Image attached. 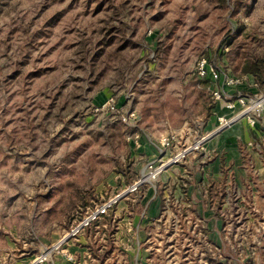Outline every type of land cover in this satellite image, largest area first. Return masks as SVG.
I'll list each match as a JSON object with an SVG mask.
<instances>
[{"label":"rangeland","instance_id":"rangeland-1","mask_svg":"<svg viewBox=\"0 0 264 264\" xmlns=\"http://www.w3.org/2000/svg\"><path fill=\"white\" fill-rule=\"evenodd\" d=\"M121 3L129 21L123 31L133 36L122 54L129 66L124 79L112 74L120 58L105 45L96 81L93 51L118 24L110 13ZM263 54L264 0H229L226 7L219 0H0V216L21 217L23 206L25 253H49L95 205L144 174L149 157L137 151V126L178 130L187 124L179 148L212 132L206 130L214 102L196 75L201 59L239 76L246 59ZM259 95L247 93V103L226 114L241 118L210 140L226 143L230 154L240 149L237 164L226 165L222 155L215 169L218 158L204 156L206 144L176 165L182 173L173 183H161L160 176L132 195L151 185L168 189V216L142 227L152 234L153 252L162 243L163 257L154 264H258L264 146L262 158L253 159L230 139L245 125L264 133ZM126 112L135 113L132 121ZM222 178L226 194L214 210L219 202L207 201L205 185ZM183 182L191 184V195L178 186ZM119 204L89 228L106 231L98 264H129L124 246L114 243ZM212 218L223 226H212ZM126 233L136 231L132 226ZM60 253L52 254L54 262Z\"/></svg>","mask_w":264,"mask_h":264},{"label":"crops","instance_id":"crops-1","mask_svg":"<svg viewBox=\"0 0 264 264\" xmlns=\"http://www.w3.org/2000/svg\"><path fill=\"white\" fill-rule=\"evenodd\" d=\"M241 77V76H240ZM248 79V86L253 87L254 79L251 76H245ZM201 82H205L204 80H200ZM206 83V82H205ZM207 84V83H206ZM208 91L212 96V85L211 82L207 84ZM254 89V88H252ZM214 102V108L209 110V115L212 116V121L209 124L207 132H211L217 126V118L220 115L231 114L230 110H226L224 104L222 102H216L212 98ZM216 107V108H215ZM128 118H132L135 116V113L126 112ZM132 116V117H131ZM229 116V115H228ZM129 118V121L132 119ZM137 119V118H136ZM140 119V118H139ZM134 120V119H133ZM138 125V123H137ZM187 124H183L178 130L172 129H161V128H145L142 129L140 127H136L134 134V139H138L136 144L138 153L145 154L149 157L148 163L158 157L160 151V140L164 136H168L170 134H177L179 138L182 136V132L186 130L185 127ZM142 126V125H141ZM258 128V127H257ZM251 128L245 125V127L240 126L233 133H231L232 139L231 141H235V143H240L245 149L246 155L250 156V158H262V151L260 150V144L264 146V133H261L260 128ZM262 128V127H261ZM264 128V127H263ZM189 129V128H188ZM264 130V129H263ZM211 141L208 143V149L204 156H211L212 154H216L218 161L215 163V169L218 167L221 156L223 155V160L221 162L226 161V165H230V162L235 163L240 160L242 154L240 149H237L238 152L229 153L228 149H226L227 145L222 141ZM229 143V141L227 142ZM179 149L178 146L170 151L168 154H173ZM226 152V153H225ZM237 153V155H236ZM264 155V152H263ZM242 160V159H241ZM237 164V163H236ZM185 166V165H184ZM217 176H221L219 171H215ZM182 173V169L180 166H174L166 171L160 178V182L165 185H170L175 180V175ZM179 186V185H178ZM160 190L156 185H151L148 188L143 190V195L132 196L127 199V202L122 200L118 205V212L116 213L113 221H117V232L114 237V242L116 245H123L124 252H126L127 259L129 264H154L157 261L158 257H163L162 253V243H160L161 250H157V253L152 251L151 244L154 243L153 237L150 233H146L142 227L147 228L149 226H155L156 223L162 222V218L167 215L168 216V195L167 191ZM119 191V190H118ZM193 192L191 188V184L188 188V193ZM21 195V193H20ZM16 201H21V197L17 193ZM135 203L138 204V213L134 215L133 209L135 207ZM167 208V209H166ZM164 210H166L164 212ZM13 212V210H11ZM0 210V215H1ZM14 213V212H13ZM20 213V214H19ZM214 213V212H212ZM16 215H21V217H14L11 212H8V216L1 217L0 216V264H29L31 263L37 256H34L31 253H25L26 245L24 244V227L25 220L23 218V206L22 209ZM129 215V216H128ZM129 221V222H128ZM128 222V223H127ZM211 222L212 226L216 224V222H220L215 218H212ZM133 223V224H132ZM221 226H223L224 222H220ZM132 226L134 227L136 234H129L132 230ZM264 226V225H261ZM107 225L104 226L106 228ZM222 228V227H221ZM105 229L95 230L88 229L85 231L83 235H81L77 240L66 246V252H69L73 257L74 261H67L64 256L60 253L55 258H58L57 261L54 262L52 259L51 262L53 264H98L96 258L98 255L103 252L102 249H97L99 246L104 244L105 242ZM102 233V234H101ZM101 234V236L99 235ZM64 235V234H63ZM62 235V237H63ZM60 239V237H59ZM39 241V238H37ZM163 242V237L160 240ZM99 242V243H98ZM33 253V252H32ZM102 254V253H101ZM107 257V256H106ZM257 263L264 264V254H257ZM56 260V259H55Z\"/></svg>","mask_w":264,"mask_h":264},{"label":"built area","instance_id":"built-area-1","mask_svg":"<svg viewBox=\"0 0 264 264\" xmlns=\"http://www.w3.org/2000/svg\"><path fill=\"white\" fill-rule=\"evenodd\" d=\"M196 75L199 80H210L212 85V98L216 102H222L226 110L234 111L236 104L243 105L247 103V93L249 92L247 77L234 76L230 72L220 69V67L215 64L213 65V63L206 58L201 59L197 63ZM259 99L264 101V94H260ZM109 104L110 102L105 104L103 108H106ZM240 117L241 116L233 118L227 115L218 116L217 128L214 131L199 138L191 145L177 149L175 153L170 155L168 153L176 148L179 137L177 134H170L162 137L160 140L158 157L147 164L144 174L139 179L123 188L107 201L95 205V207L88 211L75 226L71 227V229L61 237L60 241L55 246L48 249L49 253H42L29 264H53L51 262L52 254L56 251H60L67 261L73 262L74 257L69 252L61 250L63 247L77 240L87 229L91 228L94 223L106 216L119 202L136 194L146 184H152L166 171L182 163L183 160L187 159V157L194 152L203 150V146L208 144L215 134L231 128ZM123 120L126 121V118Z\"/></svg>","mask_w":264,"mask_h":264},{"label":"trees","instance_id":"trees-1","mask_svg":"<svg viewBox=\"0 0 264 264\" xmlns=\"http://www.w3.org/2000/svg\"><path fill=\"white\" fill-rule=\"evenodd\" d=\"M219 2L221 3L222 7H226L228 5L229 0H219ZM126 4L127 3L113 5L111 9L113 13H110V14L115 19H112V22L114 21V22H117L118 24H115L111 27V31L109 30L110 32L107 33L109 34V36H107V38L105 39V42L101 43L96 51H93V58H92L93 63H91L92 68H91V71L90 70L89 71L96 81L100 79L101 75H103L102 74L103 71L99 74L97 73L96 63L101 60V57L104 54L105 45H108L109 50H113L117 54V57L120 58L118 63L114 64V67H112V74L117 75L119 78L120 77H122L123 79L125 78V74L127 72L129 64L123 63L122 54L124 53V50L130 44V42L133 40V36L128 37L125 31H123V28L126 30L129 27V21H127V16L122 17L123 12H124V7L126 6ZM131 37L132 39H130ZM115 45L116 47L115 49H113ZM84 47L85 46L82 47L81 45L80 50L83 51ZM208 59L211 60V58H208ZM108 71L109 70L107 68V72ZM239 76L253 77L254 84H253V87L249 88L248 86L249 92L251 93L257 92L260 94H264V54L262 56H255V57H250L249 59H246L243 67L241 68V74ZM204 81L207 84L210 83V80L208 79H205ZM225 181L226 180L222 178L217 182H210L207 185H205V193H206L207 201L210 204H213L217 201L219 202L218 204L219 207L218 208L214 207L213 208L214 210H219L221 208L222 198L224 194H226V191H225L226 182ZM179 186L182 187V189L184 190V193L187 194L188 187L185 185V183L183 182ZM189 200L192 201V199H189Z\"/></svg>","mask_w":264,"mask_h":264},{"label":"bare ground","instance_id":"bare-ground-1","mask_svg":"<svg viewBox=\"0 0 264 264\" xmlns=\"http://www.w3.org/2000/svg\"><path fill=\"white\" fill-rule=\"evenodd\" d=\"M264 102V101H263ZM261 103V102H260ZM257 104V103H256ZM260 106V105H259ZM238 116V115H237ZM241 118V117H240Z\"/></svg>","mask_w":264,"mask_h":264}]
</instances>
